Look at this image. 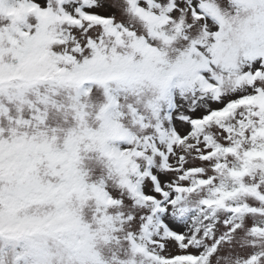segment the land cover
I'll return each mask as SVG.
<instances>
[{
	"label": "snow or ice",
	"instance_id": "snow-or-ice-1",
	"mask_svg": "<svg viewBox=\"0 0 264 264\" xmlns=\"http://www.w3.org/2000/svg\"><path fill=\"white\" fill-rule=\"evenodd\" d=\"M0 264H264V0H0Z\"/></svg>",
	"mask_w": 264,
	"mask_h": 264
}]
</instances>
